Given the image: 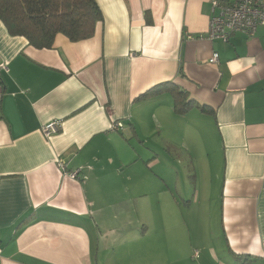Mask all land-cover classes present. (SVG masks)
Segmentation results:
<instances>
[{
  "label": "crops",
  "instance_id": "0c3cea01",
  "mask_svg": "<svg viewBox=\"0 0 264 264\" xmlns=\"http://www.w3.org/2000/svg\"><path fill=\"white\" fill-rule=\"evenodd\" d=\"M211 1L96 0L51 49L0 21V264H264V28L210 39Z\"/></svg>",
  "mask_w": 264,
  "mask_h": 264
},
{
  "label": "trees",
  "instance_id": "16d2710c",
  "mask_svg": "<svg viewBox=\"0 0 264 264\" xmlns=\"http://www.w3.org/2000/svg\"><path fill=\"white\" fill-rule=\"evenodd\" d=\"M101 19L96 0H0V21L8 34L23 37L36 49H51L57 35L70 42L89 39ZM163 90L157 86L143 97ZM181 110L175 104V111Z\"/></svg>",
  "mask_w": 264,
  "mask_h": 264
},
{
  "label": "built area",
  "instance_id": "2783aa9c",
  "mask_svg": "<svg viewBox=\"0 0 264 264\" xmlns=\"http://www.w3.org/2000/svg\"><path fill=\"white\" fill-rule=\"evenodd\" d=\"M212 18L209 22L208 37L210 39H220L227 41L234 33H243L247 36H254L257 29L264 28V1L263 0H212ZM188 38H190L188 36ZM218 63V56L213 54L209 59L210 65ZM0 70L8 72L6 64L0 65ZM2 87L0 85V98ZM121 122H111L110 129L119 131L122 129ZM57 132L55 123L45 124L41 128V134L45 139L50 138ZM62 168V164L58 162ZM77 172L71 174V178H76Z\"/></svg>",
  "mask_w": 264,
  "mask_h": 264
},
{
  "label": "rangeland",
  "instance_id": "374dc122",
  "mask_svg": "<svg viewBox=\"0 0 264 264\" xmlns=\"http://www.w3.org/2000/svg\"><path fill=\"white\" fill-rule=\"evenodd\" d=\"M174 153H176V161H178L179 153H181V152H178V150H176V152H174ZM158 158H159V160L161 162H163V160L159 156H158ZM185 165H184V162H183V165H182L180 163V161H179L180 171H179V167L178 166H175L176 167V172H175L176 174L174 175V178L175 179L179 175L183 181L184 180H188L187 173H185V172H187L188 167H186V170L182 171L184 169ZM173 169H174V167H173ZM155 175H157L159 177L161 176L160 172H158V171L155 172ZM172 175H173V173H171V178H172ZM211 183L214 184V187L212 188V190L210 192V197L216 199L217 198V193H219V190H220L219 181H218V179H216V180L215 179H212V182ZM217 205L218 204H217V202H215V200H214V203H210V202H207L206 203V206H207V208H208V210H209L210 213L211 212H214V211H217ZM196 209H197V206H193L192 207V211H196ZM209 228H214V227L212 225H209ZM197 257H198L197 252H193L192 253V259L195 260V262L198 261V258Z\"/></svg>",
  "mask_w": 264,
  "mask_h": 264
}]
</instances>
